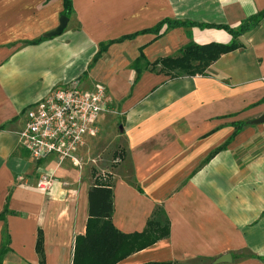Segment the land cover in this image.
I'll return each instance as SVG.
<instances>
[{
  "label": "crops",
  "instance_id": "0c3cea01",
  "mask_svg": "<svg viewBox=\"0 0 264 264\" xmlns=\"http://www.w3.org/2000/svg\"><path fill=\"white\" fill-rule=\"evenodd\" d=\"M72 7L62 33L47 37L59 24L62 0H0V212H14L0 219V245L5 233L10 240L1 264H38V229L45 264H71L74 238L85 232L87 171L54 157L32 158L17 135L28 106L53 85L75 79L84 88L105 85L122 116L120 166L127 162L128 170L111 181L102 177L113 190L114 226L142 231L159 206L170 222L167 237L117 264L213 262L226 253L231 259L217 264H264V231L245 228L264 221V150L245 164L235 156L248 144L247 123L264 108V20L203 75L171 78L142 68L135 81L131 64L140 49L152 62L176 55L189 41L228 42L222 29L164 26L158 36L144 32L114 42L92 62L100 43L165 17L235 27L263 9L264 0H72ZM107 115L99 118L101 129L111 125ZM239 122L241 130L205 161ZM93 138L80 150L90 152ZM42 173L56 177L47 190L36 187Z\"/></svg>",
  "mask_w": 264,
  "mask_h": 264
},
{
  "label": "trees",
  "instance_id": "16d2710c",
  "mask_svg": "<svg viewBox=\"0 0 264 264\" xmlns=\"http://www.w3.org/2000/svg\"><path fill=\"white\" fill-rule=\"evenodd\" d=\"M63 9L61 15L69 17L73 12L72 0H62ZM264 20V8L243 19L237 26L231 27L226 24L200 23L191 20H177L165 17L154 26L124 35L115 40L100 43L99 49L92 59L95 62L101 54L114 42L124 39H131L139 33L150 32L159 35L164 28L184 26L190 29L193 26L199 28H216L226 31L230 35L228 42L211 41L208 43H196L189 41L184 44L174 56L157 58L150 62L146 60L142 50L139 56L132 62L131 67L136 71L138 80L141 70L149 69L162 72L166 75L194 76L205 74L206 68L215 62L222 54L233 51L243 46L239 38L256 29L261 21ZM190 37V30H187ZM44 37H40L32 43L40 42ZM143 61V63H141ZM264 101V97L259 101ZM244 126L242 122L235 124V130L228 140L220 145L215 151L211 152L205 159L209 160L215 152L223 149L234 138V136ZM117 156V154L115 153ZM115 156V157H116ZM119 157H123L120 153ZM140 190V189H139ZM88 216L86 220L85 232L77 234L74 238L71 264H117L130 254L140 251L156 243L158 240L169 235L170 222L162 207H156L146 222L142 231L125 233L118 230L112 222L113 214V190L109 179L104 180L101 175H94V181L88 189ZM14 214L13 211L4 209L0 212V219L6 214ZM9 236L3 235L0 245V264L3 255L10 250ZM35 251L38 254V264H45L43 250V234L41 229L37 231ZM264 260V257L262 258ZM143 264H184L178 261H151Z\"/></svg>",
  "mask_w": 264,
  "mask_h": 264
},
{
  "label": "built area",
  "instance_id": "2783aa9c",
  "mask_svg": "<svg viewBox=\"0 0 264 264\" xmlns=\"http://www.w3.org/2000/svg\"><path fill=\"white\" fill-rule=\"evenodd\" d=\"M114 105L105 85L84 88L76 79L55 84L26 108L24 124L17 131L20 145L34 159L54 157L80 166L81 147L87 138L99 134V118L111 112ZM55 181L53 175L42 173L36 187L47 190Z\"/></svg>",
  "mask_w": 264,
  "mask_h": 264
},
{
  "label": "rangeland",
  "instance_id": "374dc122",
  "mask_svg": "<svg viewBox=\"0 0 264 264\" xmlns=\"http://www.w3.org/2000/svg\"><path fill=\"white\" fill-rule=\"evenodd\" d=\"M170 77L175 78L173 74ZM108 87L111 91L109 85ZM262 107H264V104H262ZM262 115H264V108H262L259 114L252 117L247 123L250 129L248 144L247 146H244V149L242 151H237L235 155L239 164H245L247 160L250 161L254 159L264 150V122H254V119H257ZM110 117H112V120L110 119ZM108 118L111 121V125L109 126V128L101 129L99 134L95 138L89 140L88 147H90L91 151L88 153H86L87 151H85L84 149L79 151L81 164L80 166H76L75 168L78 170L85 169L87 171V175L90 176V185H92L93 183V177L95 174H99L102 177H109L111 181L113 173L120 171L121 174H124L121 171L126 172L128 170L127 162H122V165L120 166L121 161H124L125 147L119 135V124L122 122V116L119 114V112L116 111L115 105L113 107V110L108 113L107 119ZM115 153L117 154V156L115 155ZM120 153L123 154L122 158L119 157ZM117 159L118 161H116ZM245 228L249 229L251 232H254L256 235L260 231H264V221L262 226H259L257 222H250L249 224L245 225ZM250 255L251 252L241 253L237 256ZM187 264L214 263L212 262V260L210 261L208 259L194 258L187 261Z\"/></svg>",
  "mask_w": 264,
  "mask_h": 264
},
{
  "label": "water",
  "instance_id": "95a60500",
  "mask_svg": "<svg viewBox=\"0 0 264 264\" xmlns=\"http://www.w3.org/2000/svg\"><path fill=\"white\" fill-rule=\"evenodd\" d=\"M68 19H69V17H66L65 15H61L59 17L58 26L55 29L47 32L45 34V36L49 37V36H54V35H58V34L62 33V31L64 30V28L67 25ZM254 122H256V123L264 122V115H262L261 117H258L257 119H255ZM230 259H231L230 253H226V254L220 255L219 257L214 259L213 262L215 264H217V263L229 261Z\"/></svg>",
  "mask_w": 264,
  "mask_h": 264
}]
</instances>
